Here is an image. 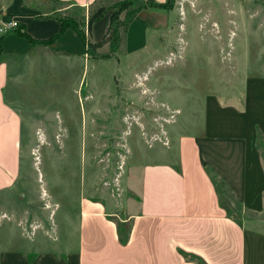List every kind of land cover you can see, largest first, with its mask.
I'll use <instances>...</instances> for the list:
<instances>
[{
    "label": "rangeland",
    "instance_id": "374dc122",
    "mask_svg": "<svg viewBox=\"0 0 264 264\" xmlns=\"http://www.w3.org/2000/svg\"><path fill=\"white\" fill-rule=\"evenodd\" d=\"M129 1L134 3L121 0L107 9L118 19L113 22L118 36L124 14L139 0ZM171 5L177 14L165 36V52L155 56L160 58L155 62L150 59L137 67L123 59L117 62L120 47L112 48L120 40L113 43L107 37L102 49L89 46L87 54L111 55V61L88 58L85 64L80 60L72 66L54 59L53 66L37 65L30 76H21L18 104L23 133L16 146V178L0 190V248L62 252L73 247L80 197L94 195L93 189L99 187L102 195L109 196L107 204L119 199L118 194L126 192L121 173L127 163L157 159L148 138L160 134L162 127L168 135L196 132L207 96L214 95L223 107L234 109L245 93L254 91V78L264 76V0H171ZM68 16L83 24L81 11ZM134 71L145 73L138 78L131 76ZM130 77L135 88H130ZM243 136L254 139L257 155H264V137L257 124L251 122ZM11 147L0 143L2 171ZM249 152L245 148V154ZM261 167L264 172V164ZM207 171L236 221L264 230V223L254 222L257 212H242L243 203L227 182L210 166ZM133 173L137 175V170ZM260 181L253 178L251 186ZM249 196L252 203L247 204L253 206L257 196ZM17 216L27 218L29 232L21 233L15 225ZM29 221L34 229L52 224L57 239L39 229L30 234Z\"/></svg>",
    "mask_w": 264,
    "mask_h": 264
},
{
    "label": "crops",
    "instance_id": "0c3cea01",
    "mask_svg": "<svg viewBox=\"0 0 264 264\" xmlns=\"http://www.w3.org/2000/svg\"><path fill=\"white\" fill-rule=\"evenodd\" d=\"M117 1L121 0H0V19L18 23L17 29L0 33V143L12 146L7 168L0 170V190L11 186L16 178V146L23 131L18 104L21 76H30L37 65L53 66L54 59L72 66L80 60L85 64L88 58L111 61V55L105 59L89 56L87 44L107 36V9ZM74 10L82 12L84 40L67 28L46 43L58 34L59 19L68 18ZM176 14V6L140 9L120 33L121 55L116 61L125 60L137 67L140 62L160 59L155 56L165 52V36ZM144 73L134 71L131 76L139 78ZM254 82V91L245 93L234 109L223 107L214 95L207 96L209 102L207 99L202 108V124L196 132L168 135L162 127L160 134L148 138L149 145L156 148L157 159L127 163L121 173L126 192H120L119 199L107 204L109 196L102 195L99 187L93 189L94 195L81 196L73 247L62 252L0 248V264H196L185 256L205 264H264V230L253 229L248 221L247 225L236 221L220 201L207 171L210 166L227 182L243 203L239 207L242 212L252 209L258 216L254 222L264 223V155H257L254 139L243 136L252 122L264 137V76L255 77ZM135 85L130 77V88ZM247 164L252 165L251 170ZM253 178L263 183L252 187ZM251 193L257 199L248 206ZM53 210L48 219H52ZM66 218L69 224L70 217ZM27 221L17 216L15 225L22 234L29 232L25 230ZM118 224L127 236L124 244L119 241ZM29 225H33L30 234L39 229L57 239L52 224L48 229H34L33 222Z\"/></svg>",
    "mask_w": 264,
    "mask_h": 264
},
{
    "label": "trees",
    "instance_id": "16d2710c",
    "mask_svg": "<svg viewBox=\"0 0 264 264\" xmlns=\"http://www.w3.org/2000/svg\"><path fill=\"white\" fill-rule=\"evenodd\" d=\"M132 3H134V1H129L128 0V3H126V5H131ZM138 4L136 5V7H134L133 9H130L126 12V14H124V18L123 20L120 22V24L124 27L132 18H134V16L136 15V13L142 9V8H146V7H160V8H165V9H172V5H171V0H166L164 3H157L155 2L154 0H145V1H141L139 0L137 2ZM114 15L113 13L110 15V18H109V23H108V27H107V36L105 35L104 38L100 41V43H97V44H87V49L88 47H99L103 41H105L107 39V37L110 39V41H113V43H116L117 40H119V36H118V33L117 31L115 30L114 26H115V23L113 22H117V18H113ZM60 23H61V26H60V29H59V32L57 35H55L54 37L50 38L46 43H50L52 42L53 40H55L65 29L67 28H71L73 29L77 34L78 36L84 40V32H83V29H82V25L81 24H78L77 21L73 20V19H70V18H62V19H59ZM112 48V46H111ZM118 48V43H116L114 45V47L112 48V50H116ZM101 59H105V58H108V56H99ZM118 227V235H119V241L121 242V244H124L126 242V238L127 236L124 235V229L123 227L118 224L117 225ZM185 258L187 259H190L192 261H194L196 264H205L202 260L196 258V257H188V256H185Z\"/></svg>",
    "mask_w": 264,
    "mask_h": 264
},
{
    "label": "built area",
    "instance_id": "2783aa9c",
    "mask_svg": "<svg viewBox=\"0 0 264 264\" xmlns=\"http://www.w3.org/2000/svg\"><path fill=\"white\" fill-rule=\"evenodd\" d=\"M18 23L16 20L3 21L0 19V33H6L8 31L17 29Z\"/></svg>",
    "mask_w": 264,
    "mask_h": 264
}]
</instances>
